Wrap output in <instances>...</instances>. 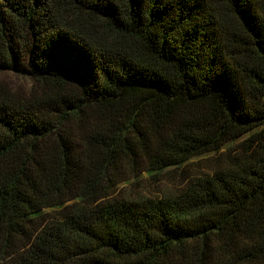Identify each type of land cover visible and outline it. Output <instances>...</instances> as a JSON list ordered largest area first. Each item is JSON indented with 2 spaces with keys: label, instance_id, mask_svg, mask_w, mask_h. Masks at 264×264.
Wrapping results in <instances>:
<instances>
[{
  "label": "trees",
  "instance_id": "16d2710c",
  "mask_svg": "<svg viewBox=\"0 0 264 264\" xmlns=\"http://www.w3.org/2000/svg\"><path fill=\"white\" fill-rule=\"evenodd\" d=\"M0 72V264H264V0H0Z\"/></svg>",
  "mask_w": 264,
  "mask_h": 264
},
{
  "label": "rangeland",
  "instance_id": "374dc122",
  "mask_svg": "<svg viewBox=\"0 0 264 264\" xmlns=\"http://www.w3.org/2000/svg\"><path fill=\"white\" fill-rule=\"evenodd\" d=\"M0 77L8 78L17 83H27L22 76L17 75L14 72H0ZM195 165H186L181 169H177L173 172L177 177L179 174L184 170H193ZM178 182L171 179V177L167 179L157 180V178L150 177L149 175L146 176L145 172H143L139 177H137L135 182H132L125 186L128 191L133 192V194H140V195H152V196H160L170 191V189H174L177 186Z\"/></svg>",
  "mask_w": 264,
  "mask_h": 264
}]
</instances>
